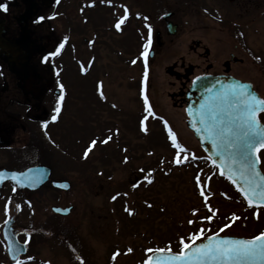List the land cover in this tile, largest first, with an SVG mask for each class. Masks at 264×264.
Segmentation results:
<instances>
[{
  "label": "rangeland",
  "instance_id": "obj_1",
  "mask_svg": "<svg viewBox=\"0 0 264 264\" xmlns=\"http://www.w3.org/2000/svg\"><path fill=\"white\" fill-rule=\"evenodd\" d=\"M80 1L83 2L82 9L86 10L84 3L89 0H71L61 19V23L63 21L65 24V36L69 35L80 43H75L78 54L75 47H68L65 52V86L69 90V97L64 121L54 128L57 130L54 139L42 134L38 125L30 124L33 130L38 131L39 139L12 149L18 160L25 164L35 158L49 162L55 172L71 181L72 189L61 192L65 196V200L59 199L61 201H54L46 190L31 193L4 191L0 197V264H10L1 230L8 217L16 212V230L29 246L28 253L19 260L20 264H77L64 245L65 240L79 244L83 264H143L149 251H175L195 241L192 240L194 235L200 239L218 229L190 231L207 216L202 208L209 198L202 200L196 194L190 178L192 170L187 177L182 169L169 168L167 162L173 153L164 138H160L164 135L162 122L154 117L157 113L163 117V122L168 121L166 125L174 132L182 149L193 157H205L186 125V114L172 107L167 96L174 86L163 67L177 56L162 53L157 60L155 58L152 73L149 74L148 69L143 70L137 62L126 59L120 36L111 38L101 30L96 47L89 46L86 39L91 38V26L85 23L84 18L90 17V10L85 15H78ZM228 7H225L226 12L232 13ZM244 17L249 20L251 16ZM194 19L191 18V21ZM70 27L79 29L81 35H73ZM263 31L264 15L259 13L257 31L251 37L250 49L256 55L251 65L256 66L257 70L252 80L262 95ZM209 36L211 48L218 53L223 45L232 41L225 38V43H220L218 32L212 31V28ZM185 39L187 35L180 34L173 44V50L185 49ZM135 48L130 52V58L135 55ZM76 55L88 74H79L74 61ZM95 56L96 60L92 63L91 58ZM139 119L142 130L137 127ZM79 130L81 133L78 134ZM76 133L80 135L79 141ZM109 136L114 138H110L109 143H102L103 137ZM92 137H98L100 143L94 141L95 144L91 145L92 153L87 161L78 160L77 156L81 158V152H84L85 145ZM154 140H159L156 145H152ZM150 145L157 149L149 150ZM66 151H69V156ZM158 161L161 163L160 166L155 164L159 169L158 181L149 185L152 176L143 170ZM207 171L205 168L208 174ZM213 173L203 181L207 189L216 195L220 185L216 186L218 179ZM212 196L210 201L215 198ZM53 204H73L74 208L68 217L59 218L53 216L50 210ZM74 224L75 228H71ZM47 228L54 229L56 233H45L43 229L47 231ZM226 232L232 234L234 231ZM115 248L120 250V254H111Z\"/></svg>",
  "mask_w": 264,
  "mask_h": 264
},
{
  "label": "flooded vegetation",
  "instance_id": "obj_2",
  "mask_svg": "<svg viewBox=\"0 0 264 264\" xmlns=\"http://www.w3.org/2000/svg\"><path fill=\"white\" fill-rule=\"evenodd\" d=\"M70 1L0 0V5L6 6L0 7V27L7 40L17 39L20 36L22 16L26 15L34 5L28 19L27 30L30 40L40 47V51L31 56L30 61L37 69L36 86L42 88V94L38 98H34L31 93L26 94L25 74L11 71L8 62L0 55V155L2 156L0 170L4 168L22 170L40 163L51 167L48 181L39 189L20 191L11 182L4 181L2 195L8 190L13 193L46 190L50 192V197L54 201H61L65 200L61 192H69L72 189V184L69 190H61L54 186L53 181L68 179L55 172L49 162L35 158L25 164L18 160L12 150L17 145L24 146L39 139L38 131L33 130L30 124L38 125L42 134L54 139V132L57 131L54 128L64 121L66 101L69 97L64 90L65 52L68 47L73 49L75 47L78 54L77 45L80 44L71 36H65V24L63 21L61 23L65 7ZM216 3L221 7L216 6ZM82 4L83 2L80 1L78 15L82 13L85 15L86 11L90 10V17L84 18L85 23L91 26V38L86 39L89 46L96 47L101 30L111 38L120 36L122 37L120 44H123L122 50L125 51L123 53L127 54L126 59L137 62L136 64H140L143 70L148 69L149 74L152 73L155 58L157 60L162 53L177 56L163 68L165 75L171 78L170 81L174 86L167 94L170 105L183 113L189 100V89L196 78L210 75L230 76L249 82L255 87L252 79L256 77L257 70L251 63L256 55L254 50L250 49L251 37L257 31L258 14L264 15V0H89L88 3H84L86 10L82 9ZM227 6H229L228 11L232 13L226 12ZM245 15H250V19L246 20ZM193 17L195 19L191 21ZM121 20L123 23H120ZM117 23H120L119 29L116 27ZM210 28L218 32L220 43H225V38L232 40L227 45H223L219 53L211 48ZM69 31H73V35H81L79 29L73 30L70 27ZM180 34L187 35L184 41L185 49L173 50V44ZM134 47H136L135 55L130 58L129 54ZM146 48L147 55H145ZM91 60L93 63L96 56ZM74 61L80 75L88 74L82 71L80 57L76 55ZM79 133L81 130L78 131ZM76 138L79 141L80 135ZM81 155L82 153L80 157ZM77 158L81 159L78 156ZM86 158L90 157H85L84 160ZM62 206H71V212L74 208L73 204ZM51 207L52 205L50 210ZM52 214L59 218L70 215L62 216L53 212ZM73 227L75 228V224L71 228ZM47 229L43 231L48 234L55 232L54 229ZM63 229L64 227L61 228L62 231ZM64 245L77 260L75 262L83 264L79 244L65 240Z\"/></svg>",
  "mask_w": 264,
  "mask_h": 264
},
{
  "label": "water",
  "instance_id": "obj_3",
  "mask_svg": "<svg viewBox=\"0 0 264 264\" xmlns=\"http://www.w3.org/2000/svg\"><path fill=\"white\" fill-rule=\"evenodd\" d=\"M33 8L34 5L30 7L26 15L22 16V31L17 39H5L3 29L0 27V55L8 62L11 71L25 74L24 92L31 93L34 98H38L42 94V88L36 86V67L31 64L30 58L40 51V48L30 40L27 30L28 19ZM188 95L190 98L187 107L190 118L188 127L194 131L200 145L212 161H215L224 175L228 178L232 177L230 180L243 194L242 189L256 188L257 185H259V188H256L257 191L264 190V173L260 167L259 156L264 149L259 148V141L261 137H264V124L259 119V114L262 111L258 107L257 123L249 129L245 123L246 115L243 107L245 100L251 102L253 97L256 100L263 99L251 87V84L222 76H206L196 79ZM246 132L254 136V143L259 149L258 151L247 147ZM214 139L216 140L215 144L213 143ZM49 174L50 169L45 166L32 167L24 172H0V176H5L2 180L11 179L21 189L37 188ZM252 199L254 204L264 206L258 196L252 197ZM59 209L57 208V210ZM13 222L14 220L11 218L5 224L3 236L7 241L9 254L13 259H16L20 254L26 253V246L18 241L12 227ZM252 239L255 238L215 235L184 249L183 252L189 254L187 260L170 259L179 253L157 251L150 256L149 261L152 264H157L158 261L161 264H228L227 261L222 262L192 254L201 245L216 243L220 240ZM232 264H236V262H232ZM242 264H264V257L252 256L244 260Z\"/></svg>",
  "mask_w": 264,
  "mask_h": 264
},
{
  "label": "trees",
  "instance_id": "obj_4",
  "mask_svg": "<svg viewBox=\"0 0 264 264\" xmlns=\"http://www.w3.org/2000/svg\"><path fill=\"white\" fill-rule=\"evenodd\" d=\"M163 136L164 135L161 137ZM158 141H152V145H156ZM261 155L264 166V151ZM155 164L157 163L154 162L150 169H154ZM177 167L179 170L182 169L187 177H189L192 170L190 178L197 195H199L198 186L201 184V189L204 191L205 196H208L210 199H212L211 195L215 197L213 201L209 200V202H211L213 210H217V212L214 213L215 211H213L211 213L208 211L207 207L203 205L202 210L205 211L206 215L211 216L212 219L207 221L206 217H204L206 221L204 220L201 223L198 227L199 229L201 226L203 229L218 228L216 231L219 232L227 229L232 232L234 231L232 234L237 235H255L261 232L260 229H262L264 225V208L255 207L253 205L250 206L244 195L225 176L221 175L216 166L209 159L202 158L196 160L188 158L183 163L177 165ZM205 168L208 169V174L205 173ZM212 171L217 175L218 180L216 181V186L220 185L216 195L207 189L206 183L203 181V179H207L209 175H212ZM198 228H195L194 231L196 232Z\"/></svg>",
  "mask_w": 264,
  "mask_h": 264
},
{
  "label": "snow or ice",
  "instance_id": "obj_5",
  "mask_svg": "<svg viewBox=\"0 0 264 264\" xmlns=\"http://www.w3.org/2000/svg\"><path fill=\"white\" fill-rule=\"evenodd\" d=\"M0 7H6L3 5H0ZM43 19V18H42ZM120 23H123V20H121ZM120 23L116 24V27L120 28ZM63 47V45H61ZM145 55H147V48L145 50ZM239 106V105H238ZM244 111L246 115L245 123L249 129L253 128L257 123V110L259 107V110L264 112V100H256V98H252V101L245 100L244 104ZM59 111V108L57 109ZM211 131V129H210ZM169 135L172 137V143L174 146L179 148V144H177L175 135L171 132L169 129ZM245 135L248 137L247 147L252 148L254 151H258L259 149L256 148V145L254 143V136H252L250 133L246 132ZM104 143H107V141H103ZM213 143H216V140H213ZM95 144V142H93ZM219 146V145H217ZM259 148H264V137H261L259 141ZM91 151V149H89ZM87 155V153L85 154ZM179 163V159L176 161ZM215 163V161H213ZM224 173L221 172V175ZM229 179H232L231 176H229ZM256 188H259V185L256 186ZM256 188H248V189H242L244 192L245 197L248 199V203L251 206L253 204L252 197H259V200L261 203H264V190L257 191ZM115 199V198H114ZM192 221H190L191 223ZM203 231V230H201ZM198 239L197 236H193L192 240ZM211 240V238H209ZM181 243H184L181 241ZM191 245L184 244V248L188 249ZM131 251V250H129ZM162 251V250H157ZM192 255H198L200 257H206V258H212L215 260H220L222 262L227 261L228 264H232V262H236V264H242L244 260H246L249 257L260 255L264 257V234L257 236L255 239L252 240H220L216 243H209L207 245H201L200 248L196 249V252ZM189 254L187 252H181L177 256L170 257L172 260L177 259H188ZM149 264H152L151 261H149ZM157 264H161V262H157Z\"/></svg>",
  "mask_w": 264,
  "mask_h": 264
}]
</instances>
